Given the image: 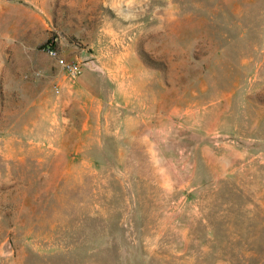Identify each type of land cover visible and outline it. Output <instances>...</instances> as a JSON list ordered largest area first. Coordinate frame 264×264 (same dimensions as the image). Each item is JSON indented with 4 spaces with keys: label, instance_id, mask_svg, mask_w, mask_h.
Segmentation results:
<instances>
[{
    "label": "rangeland",
    "instance_id": "374dc122",
    "mask_svg": "<svg viewBox=\"0 0 264 264\" xmlns=\"http://www.w3.org/2000/svg\"><path fill=\"white\" fill-rule=\"evenodd\" d=\"M0 264H264V0H0Z\"/></svg>",
    "mask_w": 264,
    "mask_h": 264
},
{
    "label": "built area",
    "instance_id": "2783aa9c",
    "mask_svg": "<svg viewBox=\"0 0 264 264\" xmlns=\"http://www.w3.org/2000/svg\"><path fill=\"white\" fill-rule=\"evenodd\" d=\"M54 42L56 43V39L54 40ZM44 50L52 59H54L59 65H61L63 69L74 78L80 74V71L76 64L68 63L63 58H61L58 48L53 43L50 45L47 44Z\"/></svg>",
    "mask_w": 264,
    "mask_h": 264
},
{
    "label": "crops",
    "instance_id": "0c3cea01",
    "mask_svg": "<svg viewBox=\"0 0 264 264\" xmlns=\"http://www.w3.org/2000/svg\"><path fill=\"white\" fill-rule=\"evenodd\" d=\"M88 70H85L83 72H80V74L77 76L78 81L80 79V76H82L83 74H85ZM89 71H91V70H89ZM91 72L96 77V78H94L92 84L86 83V84H83V86H80V87L83 88L85 91L89 92L92 95V97H95V96L99 95V92H100V84L98 82L97 75L94 73V71H91Z\"/></svg>",
    "mask_w": 264,
    "mask_h": 264
},
{
    "label": "water",
    "instance_id": "95a60500",
    "mask_svg": "<svg viewBox=\"0 0 264 264\" xmlns=\"http://www.w3.org/2000/svg\"><path fill=\"white\" fill-rule=\"evenodd\" d=\"M84 66H85L87 69L91 70V71H95V70L97 69V67L94 66L93 63H92L91 61H87V62H85V63H84Z\"/></svg>",
    "mask_w": 264,
    "mask_h": 264
},
{
    "label": "trees",
    "instance_id": "16d2710c",
    "mask_svg": "<svg viewBox=\"0 0 264 264\" xmlns=\"http://www.w3.org/2000/svg\"><path fill=\"white\" fill-rule=\"evenodd\" d=\"M47 44L50 45V44L47 42V43L43 46V48H45V46H46Z\"/></svg>",
    "mask_w": 264,
    "mask_h": 264
}]
</instances>
